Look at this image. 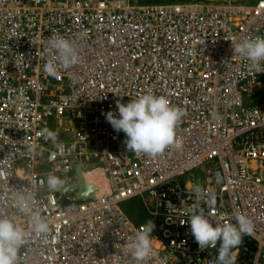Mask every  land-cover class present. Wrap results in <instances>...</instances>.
Returning <instances> with one entry per match:
<instances>
[{
  "label": "built area",
  "instance_id": "2783aa9c",
  "mask_svg": "<svg viewBox=\"0 0 264 264\" xmlns=\"http://www.w3.org/2000/svg\"><path fill=\"white\" fill-rule=\"evenodd\" d=\"M53 33L73 44L77 65L56 61ZM256 36L264 0H0V205L13 189L35 191L57 236L22 248L23 264H136L125 245L150 220L157 255L143 264H216L217 249L201 251L187 223L194 184L216 194L215 207L202 205L210 218L253 221L236 264H264V72L249 73L232 47ZM149 91L186 112L177 146L156 159L128 151L106 120L118 100ZM45 127L63 150L38 135ZM78 169L92 196H78ZM94 169L102 187L84 177ZM49 172L65 181L61 191L40 183ZM128 200L145 219L125 211Z\"/></svg>",
  "mask_w": 264,
  "mask_h": 264
},
{
  "label": "clouds",
  "instance_id": "9594fccd",
  "mask_svg": "<svg viewBox=\"0 0 264 264\" xmlns=\"http://www.w3.org/2000/svg\"><path fill=\"white\" fill-rule=\"evenodd\" d=\"M47 45L54 50L56 61L65 69L77 65L81 60L73 44L62 36L53 33L47 39ZM232 47L235 56L248 60L249 73L264 72V36L245 38L239 42L232 41ZM44 70L55 76L57 63L46 62ZM18 100L21 106L26 104L23 95L19 96ZM116 107L118 116L109 111L106 113V120L117 133L122 131L125 134L124 143L128 151L136 156L144 155L156 159L163 156L170 147L177 146L176 129L186 112L181 107L173 106L167 96L149 91L140 94L126 105L118 100ZM38 135L63 150L58 143L57 131L45 127ZM29 151L35 155L40 154L33 148H29ZM40 183L46 184L49 191L58 192L63 188L65 181L54 172H49ZM191 195L194 196V203L188 209L187 223L190 224L191 234L200 250L215 248L216 264H236L235 250L242 245L244 236L253 235V221L243 213L235 215V223L227 222L224 216L212 219L202 205H207L209 209L215 207V192L206 190L200 184H194ZM6 199L7 206L0 205V264H23L22 248L25 250L33 241L47 246L54 243L57 236L53 234L48 218L37 206L35 191L13 189L7 193ZM9 208L13 211L10 212ZM17 216L26 218L27 228L17 222ZM154 227L153 222L148 221L126 242L127 252L136 264H143L150 257L157 255L151 235Z\"/></svg>",
  "mask_w": 264,
  "mask_h": 264
},
{
  "label": "rangeland",
  "instance_id": "374dc122",
  "mask_svg": "<svg viewBox=\"0 0 264 264\" xmlns=\"http://www.w3.org/2000/svg\"><path fill=\"white\" fill-rule=\"evenodd\" d=\"M136 2H167V1H175V0H134ZM183 1V0H182ZM184 1H212V2H223V1H233V2H240V3H244L247 5H251L253 4L256 0H184ZM124 205L127 206L128 210H130V212H135L134 214L137 216V218H140V220L145 219V213L143 212V210H139L137 208V202L132 200V201H128L123 203V208ZM126 211V210H125ZM139 212V213H138ZM128 213V212H127ZM138 213V214H137ZM132 215V214H131Z\"/></svg>",
  "mask_w": 264,
  "mask_h": 264
},
{
  "label": "bare ground",
  "instance_id": "6f19581e",
  "mask_svg": "<svg viewBox=\"0 0 264 264\" xmlns=\"http://www.w3.org/2000/svg\"><path fill=\"white\" fill-rule=\"evenodd\" d=\"M84 177L89 183H92L95 186L97 185L99 187H102V185L106 183V178L99 169H94L85 172Z\"/></svg>",
  "mask_w": 264,
  "mask_h": 264
},
{
  "label": "water",
  "instance_id": "95a60500",
  "mask_svg": "<svg viewBox=\"0 0 264 264\" xmlns=\"http://www.w3.org/2000/svg\"><path fill=\"white\" fill-rule=\"evenodd\" d=\"M78 176H79V180L77 182V185L79 186L80 190H79V194L78 196L79 197H89V196H92L94 194V188L85 183L82 176L80 175V170L78 169Z\"/></svg>",
  "mask_w": 264,
  "mask_h": 264
},
{
  "label": "trees",
  "instance_id": "16d2710c",
  "mask_svg": "<svg viewBox=\"0 0 264 264\" xmlns=\"http://www.w3.org/2000/svg\"><path fill=\"white\" fill-rule=\"evenodd\" d=\"M128 201H132V200H128ZM128 201H126V202H128ZM137 208L139 209V210H141L142 208L139 206V205H137ZM124 209L126 210V212H128L130 215L132 214V216H133V218L135 219V220H139V219H137V217H136V215L134 214L135 212L133 211V212H130V210H128V208H127V206L126 205H124ZM139 213V212H138ZM137 213V214H138Z\"/></svg>",
  "mask_w": 264,
  "mask_h": 264
}]
</instances>
